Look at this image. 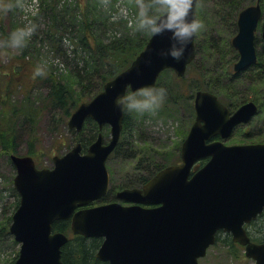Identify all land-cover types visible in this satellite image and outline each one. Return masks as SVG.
Here are the masks:
<instances>
[{
	"label": "water",
	"instance_id": "obj_1",
	"mask_svg": "<svg viewBox=\"0 0 264 264\" xmlns=\"http://www.w3.org/2000/svg\"><path fill=\"white\" fill-rule=\"evenodd\" d=\"M196 2L193 0L190 15L196 16ZM260 17L259 0L239 12L238 31L232 39L239 53L235 71L256 62L254 31ZM194 37L177 59L163 54L171 43L168 30L151 35L127 68L72 112L68 127L76 131L87 118L95 120L99 128L109 124L108 142L98 133L86 152L77 142L63 155H54L50 168L36 167L29 155L11 154L16 169L13 183L20 195L9 228L20 243L13 264H64L61 249L68 236L53 231L52 224L58 219H69L73 234L103 238L96 257L110 264H198L219 229L244 245L245 255L255 264H264V241H251L243 227L264 209V142H207L216 135L227 138L236 125L248 122L257 112L253 101L230 112L216 95L198 90L195 120L181 144V163L160 169L142 188L118 191L116 197L132 202L130 205L116 201L86 206L107 191L105 162L122 128L121 98L128 89L135 92L153 87L166 68L184 75L195 56ZM261 37L264 41V20ZM207 156V162L191 174L194 162Z\"/></svg>",
	"mask_w": 264,
	"mask_h": 264
},
{
	"label": "trees",
	"instance_id": "obj_2",
	"mask_svg": "<svg viewBox=\"0 0 264 264\" xmlns=\"http://www.w3.org/2000/svg\"><path fill=\"white\" fill-rule=\"evenodd\" d=\"M12 1L0 0V35L4 47L8 48L12 40L11 34L14 32L19 41L18 52H9L6 55L8 62L11 64L13 60L14 63L11 64L12 70L5 73L7 80L4 85H0V156H6L8 161L11 153L19 154L16 133L22 125H27L28 145L25 154L36 159L34 134L38 102H41L40 109L56 110L55 121L66 126L68 117L77 105L92 98L107 80L127 67L143 49L151 35L145 31L134 30L130 24L138 12V0H75L74 2L39 0L38 11L31 21V25L35 27L28 37L21 35L17 24L10 21L9 30L3 24L1 16L3 17L7 10V12L11 11L9 7L12 6ZM145 2L158 6V0H145ZM252 2L254 0H220L218 7L211 9L216 10L218 16L214 23L215 27L213 25L210 29L214 33L205 32L206 26L210 25L211 10H204L198 3L197 17L203 20L204 26L198 32L201 37L198 39L197 34L195 39V58L188 64L182 77L176 76L170 69L164 70L159 75L154 87L164 86L167 89V96L158 108L143 111L128 109L125 99L122 130L114 150L116 154L128 158L139 155L133 144L135 123L146 115L156 113L166 118L168 115L176 114L177 105L183 103L190 111V119L186 124H191L194 110L193 102L190 100L198 89L215 93L230 109H235L247 100H254L259 111L254 121L250 122L251 128L246 126L243 133L248 135L252 129H255L257 131L255 135L264 134V45L261 44L258 48L256 63L244 71L233 70L238 53L233 48L231 40L237 31L238 12ZM122 5L127 7L128 16L120 15L118 19H112L113 15L119 14ZM262 6L264 7V0ZM12 27H15L16 31L11 32ZM44 45H47V49L42 52ZM49 54L57 56L56 59L63 64V67L54 65L52 61L43 62ZM37 67L43 68V73L37 74ZM25 72L30 77L26 85L18 79ZM39 88H45L44 92L35 93ZM20 93L23 98L18 99L16 95ZM54 115L55 113L52 114ZM98 131L97 124L87 119L83 129L74 132L73 141H80L83 149H86L96 138ZM137 138L145 140L140 133ZM263 140L264 138L260 141ZM147 155L148 153H145L140 157L139 162L135 163L133 172L114 173L111 170V185L102 202L113 200L117 189L141 186L166 164L162 161L149 160ZM163 157L167 159L164 154L162 160ZM142 161L146 163H141ZM38 162L36 161L37 164ZM9 181L11 182L10 179ZM11 188L16 196L11 207L15 209L18 204V194L13 186ZM10 221L11 214L0 221V242L10 240L17 244L9 233ZM260 221L264 226V212L248 226V232L254 240H264V233L253 235L252 232V229L258 231L255 226ZM53 230L63 231L69 236L62 246L61 258L64 264H109L95 255L101 244V238L72 234L69 219L56 220L53 223ZM216 242L222 244L232 256H236L242 249L232 241L229 233L223 231L217 233ZM15 258L16 256L4 264H13Z\"/></svg>",
	"mask_w": 264,
	"mask_h": 264
},
{
	"label": "rangeland",
	"instance_id": "obj_3",
	"mask_svg": "<svg viewBox=\"0 0 264 264\" xmlns=\"http://www.w3.org/2000/svg\"><path fill=\"white\" fill-rule=\"evenodd\" d=\"M70 2H74L75 0H68ZM220 0H198V3L201 4V7L204 10H211L218 7V2ZM35 0H13L12 6L9 7L11 11L5 12L3 17L4 26L9 30L10 21L15 25L17 24L21 29H27L31 26L33 14V6L35 7ZM264 8V7H263ZM35 13H36V7ZM117 12V10H116ZM216 10H211V19L210 25L206 26L205 32L214 33L212 27L217 19ZM213 17V18H212ZM43 23L41 24V26ZM215 27V25H214ZM11 32L16 31L15 27L10 29ZM21 35H27L28 37L31 35L26 34L25 31H20ZM198 34V33H197ZM196 34V37H197ZM257 45L258 47L263 44V41L258 35ZM12 37V34H11ZM201 37V34H198V39ZM11 41V40H10ZM18 45V44H17ZM17 45H13L11 42L8 44V48L4 47L3 38L0 35V85L3 86L5 81L7 80L6 72H10L13 68L11 64L14 61L7 62L8 59L6 55L10 53L18 52ZM66 45V44H65ZM264 45V44H263ZM47 49V45L41 49L42 52H45ZM57 56L53 54H49L43 62L52 61L54 65L63 67V64L58 61ZM59 58V57H58ZM62 60V59H60ZM7 62V63H6ZM5 64V66H2ZM27 72V71H26ZM23 73L18 79L21 80L25 85L29 83L30 77L28 74ZM145 89V88H144ZM243 89V88H242ZM45 88H39V92H44ZM141 91V90H139ZM136 92H128L127 94H137ZM19 93V92H18ZM126 94V95H127ZM128 95V96H129ZM18 99L23 98L22 94L16 95ZM127 96V97H128ZM14 97V96H13ZM16 98V97H14ZM126 99V96H125ZM124 99V102H125ZM193 102V97L190 100ZM37 103V102H36ZM35 103V104H36ZM38 105V114L35 118V147H36V157L35 161L38 162V166H47L51 167L53 165L52 156L54 154L61 155L66 152L75 142L73 141L75 133L71 131L68 126H63L60 122H56L57 111L49 110V109H40L41 102L37 103ZM177 113L173 115H168L166 118L157 115L156 113L152 115H146L137 120L135 123L136 130L134 131V140L133 144L135 145L136 152L139 153L134 158H128L125 156H120L115 152L111 153L108 160L107 165L110 169L114 171V173L119 172H133L134 165L136 162H139L140 157H143L145 153H148L147 158L149 160H155L158 162H163L166 164L179 162V148L180 144L185 137L187 130L190 127V124L187 125V120H189V108L183 103H179L177 105ZM55 113L54 116L52 114ZM192 120H194V114H192ZM254 121V118L250 120ZM248 122L247 124H242L237 126L234 132L227 138L225 143H244V142H254L260 141L264 138V134L255 135L256 130L252 129L251 133L245 135L243 132L246 130V126L251 128V124ZM250 124V125H249ZM27 125L19 126V131L16 133V142L18 143V153L25 154L28 143L27 135H26ZM103 135L105 140H107L110 136V127L109 125H104L102 128ZM138 133H140L141 137L144 136L145 140L137 138ZM145 150V151H144ZM144 152V153H143ZM166 156L167 159L162 156ZM152 155L153 157H151ZM139 158V159H138ZM146 163V162H141ZM144 165V164H143ZM143 170H141L142 172ZM15 167L14 165L8 161L6 156H0V221H3L8 212L12 210L11 205L14 203L16 196L11 186H13V176L15 175ZM111 172V170H110ZM11 180V182L9 181ZM4 206H7L8 209H4ZM11 214V213H10ZM256 230L252 229L253 235L264 233V226L262 221L256 224ZM19 249V244H14L10 240H6L4 242H0V264H4L7 260L13 258ZM243 250L237 252L236 256H232L226 248L219 244V242H215L207 249V253L199 259L198 264H255V262L244 256Z\"/></svg>",
	"mask_w": 264,
	"mask_h": 264
},
{
	"label": "clouds",
	"instance_id": "obj_4",
	"mask_svg": "<svg viewBox=\"0 0 264 264\" xmlns=\"http://www.w3.org/2000/svg\"><path fill=\"white\" fill-rule=\"evenodd\" d=\"M192 6L193 0H158V6L146 3L145 0H138V12L130 24L134 30L145 31L151 35L168 30L171 33V43L163 54H170L179 59L193 37L204 26L202 19L190 15ZM33 14H35L34 6ZM120 15L128 16L126 6H120L119 14L113 15L112 19H118ZM34 27L35 25H31L20 31L30 34ZM11 43L14 46L19 43L15 32L12 34ZM36 73H43V68L37 67ZM166 96L167 89L164 86L145 88L126 98L127 107L141 111L154 110L164 102Z\"/></svg>",
	"mask_w": 264,
	"mask_h": 264
},
{
	"label": "flooded vegetation",
	"instance_id": "obj_5",
	"mask_svg": "<svg viewBox=\"0 0 264 264\" xmlns=\"http://www.w3.org/2000/svg\"><path fill=\"white\" fill-rule=\"evenodd\" d=\"M258 241H261V240H258Z\"/></svg>",
	"mask_w": 264,
	"mask_h": 264
}]
</instances>
